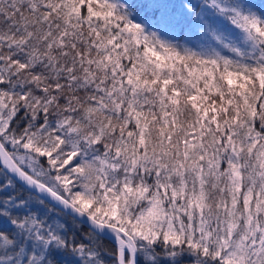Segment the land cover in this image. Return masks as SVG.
I'll list each match as a JSON object with an SVG mask.
<instances>
[{"label": "snow or ice", "instance_id": "6c2138e0", "mask_svg": "<svg viewBox=\"0 0 264 264\" xmlns=\"http://www.w3.org/2000/svg\"><path fill=\"white\" fill-rule=\"evenodd\" d=\"M0 264H264V0H0Z\"/></svg>", "mask_w": 264, "mask_h": 264}]
</instances>
